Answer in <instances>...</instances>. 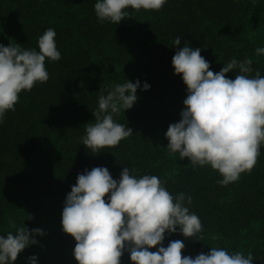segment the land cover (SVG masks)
<instances>
[{
  "label": "trees",
  "instance_id": "trees-1",
  "mask_svg": "<svg viewBox=\"0 0 264 264\" xmlns=\"http://www.w3.org/2000/svg\"><path fill=\"white\" fill-rule=\"evenodd\" d=\"M94 0H0V44L35 48L46 29L56 32L58 61H45L49 79L22 91L15 110L0 124V234L22 224L36 244L13 264H77L74 239L62 231L63 202L77 174L106 167L113 179L123 167L158 175L173 195H191L190 210L202 223V239L178 231L161 242L181 240V255L194 257L219 246L251 252L264 264V146L250 172L226 186L209 167L193 168L187 158L169 155L164 132L178 122L186 86L173 74L171 57L185 42L201 48L214 73L230 58L253 56L264 46V0H167L158 11L128 9L119 24L97 21ZM181 42L172 46L175 37ZM264 75V56H253ZM226 77L234 79L228 72ZM147 82L130 109L114 116L133 133L115 147L91 154L81 144L101 90L115 83ZM107 195V194H106ZM156 246L150 249L155 251ZM120 264H130L124 252Z\"/></svg>",
  "mask_w": 264,
  "mask_h": 264
},
{
  "label": "clouds",
  "instance_id": "clouds-1",
  "mask_svg": "<svg viewBox=\"0 0 264 264\" xmlns=\"http://www.w3.org/2000/svg\"><path fill=\"white\" fill-rule=\"evenodd\" d=\"M167 0H94L92 9L97 21L119 24L130 16L128 9L158 11ZM177 36L172 41L176 47ZM201 48L185 42L171 57L173 74H179L186 86L178 122L164 132L169 155L187 158L193 168L209 167L221 178V186L236 182L242 173L256 165L264 146V75L253 69V56H264V46L253 56L230 58L219 71L210 70L200 55ZM56 32L46 28L35 48L11 42L0 44V124L5 114L15 110L19 94L49 79L45 61H58ZM232 72L234 79L226 77ZM147 82L115 83L101 90L87 123L81 144L89 153L115 147L133 130L118 123L114 116L130 109L137 100V89L147 90ZM107 194V195H106ZM192 197L184 192L172 194L158 175L137 174L128 166L113 179L106 167H93L77 174L61 211L64 233L75 241L72 255L77 264H120L124 252L130 264H253L251 252H230L212 246L194 257L182 256L181 240L162 245L165 234L179 232L185 238L202 239V223L190 210ZM14 231L0 234V264H13L18 253L36 244L35 236L43 230L30 231L22 224H10ZM156 246L155 251H150ZM27 264H37L35 255Z\"/></svg>",
  "mask_w": 264,
  "mask_h": 264
}]
</instances>
